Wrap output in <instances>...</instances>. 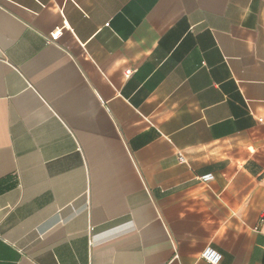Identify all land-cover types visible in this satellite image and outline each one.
<instances>
[{
	"label": "crops",
	"instance_id": "obj_1",
	"mask_svg": "<svg viewBox=\"0 0 264 264\" xmlns=\"http://www.w3.org/2000/svg\"><path fill=\"white\" fill-rule=\"evenodd\" d=\"M207 247L264 264V0H0V264Z\"/></svg>",
	"mask_w": 264,
	"mask_h": 264
},
{
	"label": "built area",
	"instance_id": "obj_2",
	"mask_svg": "<svg viewBox=\"0 0 264 264\" xmlns=\"http://www.w3.org/2000/svg\"><path fill=\"white\" fill-rule=\"evenodd\" d=\"M60 37V32H53L50 35L49 40L51 42H55L59 39ZM179 163L180 164H186L187 161L185 159V157L180 154L179 155ZM200 180L205 183L208 184L210 182H212L214 180V176L213 174H206L200 177ZM202 258L208 263V264H221L222 260H223V255L216 250L213 247H207L205 248V250L202 252Z\"/></svg>",
	"mask_w": 264,
	"mask_h": 264
}]
</instances>
